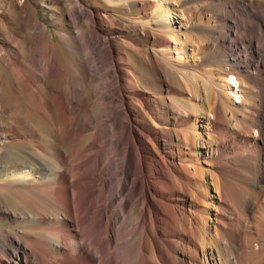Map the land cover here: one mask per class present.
<instances>
[{
  "label": "bare ground",
  "instance_id": "1",
  "mask_svg": "<svg viewBox=\"0 0 264 264\" xmlns=\"http://www.w3.org/2000/svg\"><path fill=\"white\" fill-rule=\"evenodd\" d=\"M57 1L73 3L67 10L71 22L75 27H88L85 33L77 31L75 36H67L80 51L82 61L69 64L62 59L50 41V31L38 20L28 0L23 1L21 16L15 15L21 29L11 33L9 40H0L4 73L11 76L13 93L24 99V117L29 118L18 119L14 109L4 112L6 120L0 113V213L15 211L18 218L13 224L20 228L15 234L11 230L0 233V264H91L93 260L99 264H264V199L260 195L264 191V22L256 15L259 11L254 10L258 3L237 0L241 9L252 16L250 26L258 25L263 37L248 31L243 45L232 46L230 37L238 36V23L233 21L237 13L229 16L232 20L222 19L229 22L223 32L212 27L190 32L189 18L177 0H135L146 17L148 12L154 13L149 14L153 17L149 16L148 23L158 32L165 36L172 33L185 57L184 63H179L180 74L172 81L153 56L148 57L149 66L156 69L158 83H165L170 97L186 113L187 117L182 118L169 105L155 106L145 99L137 76L125 63L124 53L119 50L116 57L115 51L113 61H109L104 33L110 29L89 27L88 5L81 0ZM94 11L107 27L111 14L100 8ZM25 31L33 47L30 56L21 52ZM111 31L116 37V30ZM153 34L143 32L145 40ZM163 40L168 46L170 41L165 37ZM113 41L116 48V38ZM219 45L231 52L220 53L219 58ZM207 62L223 70L215 78H205L198 68ZM245 69H253L256 74H248ZM236 72H245L246 81L240 85L239 93L230 83V76ZM118 79L127 95L125 104L137 119L147 118L156 126L167 120L168 126L182 128L168 132L176 147L162 137L149 138L158 151L165 178L159 188L168 195L159 208L165 217L163 222L152 207L126 216L136 206V185L123 142L126 116L116 108L113 84ZM234 96L242 98L240 107L232 106ZM90 100L92 106L104 105L105 124L100 122L95 108L89 114ZM35 115L58 134L66 130V146L52 150L55 157L3 147L7 141L13 143L25 137L19 126L6 127L8 119H18L17 123L25 128L33 125L30 117ZM80 121L85 125L81 127ZM90 142L100 150L95 163L83 169L81 151ZM116 155L120 163L112 159ZM99 165L111 175L99 197L105 190L113 192L107 198L113 209L104 225V241L98 237L95 220L79 221L87 217L91 206L87 178ZM75 181L81 182L75 186ZM20 184L24 189H16ZM117 194L127 197L117 203ZM6 195L18 200L13 210L6 205ZM159 226L169 240L164 248L156 236Z\"/></svg>",
  "mask_w": 264,
  "mask_h": 264
},
{
  "label": "rangeland",
  "instance_id": "2",
  "mask_svg": "<svg viewBox=\"0 0 264 264\" xmlns=\"http://www.w3.org/2000/svg\"><path fill=\"white\" fill-rule=\"evenodd\" d=\"M23 1L24 0H0V40L1 41L9 40L11 33L21 29V23L17 18H15V15L17 14L21 16ZM28 1L35 8L37 12L36 16L38 20L42 24H44L46 28L50 31L51 34L50 41L54 43L55 46L59 49L62 59L69 64L73 62L76 63L77 61H82L83 56L79 54L80 51L76 48L75 44L71 43V41H68L70 38H67V36L68 37L75 36L77 31H82L83 33H85L88 30L86 24H84L85 26L79 28V27H75L71 22L68 11L73 5V3L71 2L61 3L57 0H28ZM247 1L258 3L254 10H256V12L259 11L258 13H256V15L257 16L259 15L258 19H260V21H262L263 23L264 9L261 10V6L262 8H264V0H247ZM81 3L83 5H88V7H90V8L87 7V10H89L88 18L90 19L89 27L91 29L94 30H104L106 28L110 29L108 33H104V35L107 37V51H108L109 61L112 62L115 51L117 57V53L119 54V50H120L122 53H124L126 59L125 63L128 66L129 70L131 72L134 71L132 72L134 77L137 76L136 81L139 84L138 88L140 89L141 92H143L144 90L143 93L147 95V96L144 95L145 99L149 100L150 104L155 106L156 105L158 106L161 103H165L170 107H172L174 111H176L175 114L178 115L180 114L179 116L182 118L187 117L186 113L181 108H179L178 104L174 102V100L170 97V94L167 92L166 87L164 86L165 83L164 82H162L163 84L158 83L159 81H158L156 69L149 66L148 57L151 55L153 56V60H155L157 64H160V66H162L163 72L169 77V81H172L173 79L176 78V76L180 74L181 67L179 63L182 64L185 61L184 60L185 57L181 53V51H179L177 42L174 40L172 33H168L165 36L163 32H158L157 28H155L153 24L148 23L149 18L153 17L154 13L150 11L148 13L153 15L148 14L147 15L148 17H146L143 13V10L141 9V5L139 4L138 1L135 0H81ZM177 3L181 7L180 10L184 13V15H186L189 18L187 24L188 25L187 31L191 30L193 32H200L204 28L212 27L214 30L218 32L220 31L223 32L224 29L228 27L229 22L227 21L225 22L222 19L232 20V18H229V16H231L232 13L234 12L235 14L237 13L236 14L237 19L236 20L233 19V21H237L238 23L237 26L238 36L230 37L232 46H234L235 44L237 46L243 45L242 39H244V35L246 33H249L248 31H252L255 36L263 37V33L260 32L261 29H259L258 25L250 26V24L254 22L253 18L250 14H247L245 12V9H241V6L238 5L237 0H213V1L212 0L209 1L208 0H177ZM207 5L208 6L211 5V6L208 7ZM95 8H100L111 14L112 19L108 21L107 27L99 19V17L95 15L96 14V12L94 11ZM213 25H215V27ZM111 30H116V37L114 34L111 33L112 32ZM142 31L151 32L154 34L151 36L150 39L145 40ZM27 33L28 31H25L23 32L22 35L24 41L22 44L21 52L23 55L30 56L32 54L33 47L30 38L27 37ZM121 33H123V35H121ZM63 37H65L67 40L65 41ZM164 37L170 41L168 45L169 47L163 44ZM114 38H116V48L113 41ZM27 48H29L30 50L26 51ZM232 48L234 49V47ZM10 52L15 57L18 56V54L13 49H11ZM224 52L229 54L231 51L229 52L228 49L219 45L218 57L219 58L222 57V55H224ZM220 53L222 55H220ZM77 54L79 55L77 56ZM18 58L22 63L23 62L25 63L24 58L20 56ZM208 64L209 63L207 62L203 64V66H200L199 68L201 70L198 68L199 72L203 74L205 78H209V76L215 78L217 76V72L219 73L220 70L221 71L223 70L221 67L219 68V66H215L213 64L208 65ZM116 68H118L117 64H116ZM245 71H247L248 74H254V73L256 74V71L253 69H245ZM236 73H237L236 75L230 76L233 77L230 83H232L231 85L233 91L239 93L240 85H244L246 81L244 78L245 72H236ZM93 77L94 76H92V82H91L92 85H94L93 83H95L96 81L95 78ZM236 77L237 79H235ZM19 78L21 79V76H19ZM10 80H11V76L5 75L3 64L1 63L0 60V81H1L0 103L2 105V110L0 111V113L2 114L1 116L4 118V120H6L4 112H8L14 109L17 112V118L21 119L25 115H27L25 101L23 98L16 96L13 93ZM113 87L116 92V97L118 99L116 108L122 110L126 116V124H125L126 133L123 142H124V148L128 150V153L132 161V165L134 169L133 178L136 185L135 186L136 206L134 205L135 208L134 207L131 208L133 209V211L136 212L133 211L132 213L128 212L126 216L129 217L130 215H134V213L135 215H138L141 211L143 212L146 207H152L156 209L157 216L159 217L160 221L163 222L165 217L163 216V213L159 211V208L161 206V203L166 198H168V195L162 193V191L159 188L160 186L159 182L165 181V178L163 176V170H162L161 160L158 156V151L152 147L149 138L151 136L159 137V138L162 137L161 139H163L167 144H171L173 147H176V143L174 141L171 142V140L169 139V133H173L177 128L179 130H182V128L178 126L172 127V125L168 126V122H166L167 120H163L156 126V124H154L152 120L150 121L147 118L144 120H141L139 118L137 119L134 113L131 110H129L128 106L125 104L126 103L125 97L127 95L124 93L123 87L120 84L119 79L116 80V83L113 84ZM228 95L229 96L232 95L231 91L229 90H228ZM232 98L233 100H235V105L232 106L240 107V105L242 104V98L236 96ZM90 102L91 100L89 101V107H90L89 114H91L95 110L97 112L99 111L100 113L99 120L100 122H102V124H105L107 119L105 114L103 113L104 105L102 104L100 106L96 105L97 107H95L92 106V103ZM24 118L26 120L29 119L27 116ZM30 118L33 125H27L25 128L17 123L18 119L15 120L8 119L10 120V123H6L7 125L6 127L11 128V124L19 126L20 131L24 134L25 137L19 138L17 139L18 141L13 143L7 141V143L3 144V147L4 148L10 147L18 152L27 151L31 153L55 157L56 154L52 150L57 151L60 149L62 145L66 146L67 142L65 143L63 142L64 141L63 136L66 134V130H64L61 134L60 133L58 134L56 130L50 129L48 124L46 123L47 124L46 125L45 122L42 119H40V117H38V115H35ZM80 122H82L81 127L85 125V123H83L84 121H80ZM162 127H163V131H162ZM165 138L167 139V141L165 140ZM86 144L81 151L82 153L81 167L83 169H87L95 163V160L97 158L96 155L100 150L98 149L99 147L96 145L95 142H90ZM112 159L114 160L117 159V162L120 163L119 155L114 156ZM110 178L111 175H109L107 169L101 168L100 165L98 169L95 167L93 168L91 174L87 178V181L89 182V190L90 193H92L91 206L87 213V217L85 218L81 217L82 219H79L80 222H86L87 220H95L98 226V237L100 236L99 238L101 241H104L103 240L104 225L105 223H107L108 219H110V214H111L110 211L111 209H113V206L107 204L108 203L107 198H109V195H112L113 192L111 193L105 190L104 196L99 197V194L101 192V189H103L104 184L110 181ZM80 182L81 181H75L74 185L77 186L79 185ZM230 183L232 184V181ZM16 189L18 190L24 189V184L16 185ZM260 195L264 199V191H261ZM261 196L259 200L262 199ZM13 197L14 196L6 195V205L10 207L12 210L14 208V205L18 202V200H16V197L15 198ZM126 197H127L126 195L122 196L120 194H117V203L119 202V200L120 201L125 200ZM17 218L18 215L16 214L15 211H13L12 213H5V214L0 213V233L9 232L10 230L13 232V234L18 233L20 228L17 225L13 224L14 221L16 222L15 219ZM156 231H157L156 236L161 246L163 248L167 247L169 240L164 235L163 227L161 228L159 226V228H157ZM261 236H262L261 237L262 246L264 247L263 244L264 233H261ZM84 251L87 252L88 250L85 248ZM91 264H99V262L97 260H93Z\"/></svg>",
  "mask_w": 264,
  "mask_h": 264
}]
</instances>
